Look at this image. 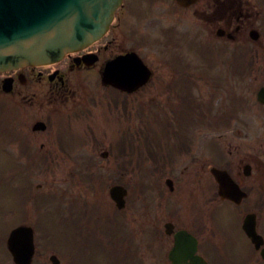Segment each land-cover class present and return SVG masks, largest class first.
<instances>
[{"label": "flooded vegetation", "instance_id": "1", "mask_svg": "<svg viewBox=\"0 0 264 264\" xmlns=\"http://www.w3.org/2000/svg\"><path fill=\"white\" fill-rule=\"evenodd\" d=\"M263 87L264 0H123L90 48L0 74L20 161L70 184L64 263L264 264ZM118 184L121 211L101 190Z\"/></svg>", "mask_w": 264, "mask_h": 264}, {"label": "water", "instance_id": "2", "mask_svg": "<svg viewBox=\"0 0 264 264\" xmlns=\"http://www.w3.org/2000/svg\"><path fill=\"white\" fill-rule=\"evenodd\" d=\"M122 0H0V72L53 64L83 50L109 30ZM125 193L112 190L118 207ZM12 233L8 246L15 261L30 264L32 238ZM22 244V245H21Z\"/></svg>", "mask_w": 264, "mask_h": 264}, {"label": "rangeland", "instance_id": "3", "mask_svg": "<svg viewBox=\"0 0 264 264\" xmlns=\"http://www.w3.org/2000/svg\"><path fill=\"white\" fill-rule=\"evenodd\" d=\"M8 109H10V107ZM12 119L14 120V115L13 114H10V113H8V114H2L0 112V121L6 122V124H8L9 127H11L10 124H12V122H13ZM11 139H12V135L9 134V133L8 134H0V150L1 151H4V152H7V154L11 155L12 158H13V155L15 157V152L16 151H15L14 144L13 145L10 144L11 143ZM7 162L9 164V160L8 159H7ZM8 169H9V165H8ZM8 169H7V171H9ZM52 177L53 176H51V174L48 172V168L47 167H41V170L38 169L37 174H35L33 176V186H32V188H33V199L37 200V199H39V197H42V196H45V195H51L52 193H54L57 196H61L63 189H65V190L67 189L68 190V186L70 184H66V183H63L61 181H56ZM38 184H42L43 188L41 190H39V191H36L35 190V187ZM85 190L88 191V190H93V189H90V188L86 187ZM82 191H83V189H82ZM51 206L54 207L55 205L52 203ZM10 207L12 208V206H10ZM31 207H34V206L33 205L32 206H29V208H31ZM28 212H29V216L28 217H30L31 220L35 222L37 218H36L34 209H29ZM43 212H45V210H43ZM16 217H17L16 215H13V217L10 218L11 220H9L10 223H7V225H9L10 228H15V227H17L19 225L18 224L19 221L16 220ZM2 219L4 221H7L5 219V217H2ZM51 220H54L55 221L56 219L51 218ZM2 229L3 230L5 229L7 231L6 228H4V227L2 228L0 226V234L2 232H4ZM2 237H3V234L0 235V238H2ZM55 238L58 241L61 240V238L60 239L58 237H55ZM0 250L2 251L3 255H4V253H6V251L4 249V243L3 242H0ZM55 250L56 249H53V251H52V253L54 255H56L55 254ZM49 257L50 256H47V258H46L47 263H48ZM58 257L61 260H63L60 257V255Z\"/></svg>", "mask_w": 264, "mask_h": 264}]
</instances>
